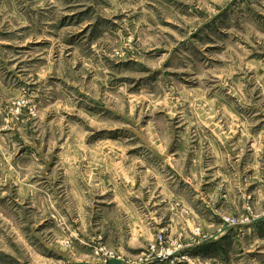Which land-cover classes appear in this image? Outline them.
Here are the masks:
<instances>
[{"label": "rangeland", "instance_id": "obj_1", "mask_svg": "<svg viewBox=\"0 0 264 264\" xmlns=\"http://www.w3.org/2000/svg\"><path fill=\"white\" fill-rule=\"evenodd\" d=\"M0 264H264V0H0Z\"/></svg>", "mask_w": 264, "mask_h": 264}]
</instances>
